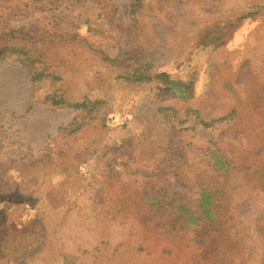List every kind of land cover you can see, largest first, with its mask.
<instances>
[{
    "label": "rangeland",
    "instance_id": "1",
    "mask_svg": "<svg viewBox=\"0 0 264 264\" xmlns=\"http://www.w3.org/2000/svg\"><path fill=\"white\" fill-rule=\"evenodd\" d=\"M12 31L63 80L0 62V264H264V0H0ZM142 66L152 82L96 86ZM55 89L89 109L46 104ZM53 153L67 173L31 172ZM215 154L230 168L216 226L174 224L218 187Z\"/></svg>",
    "mask_w": 264,
    "mask_h": 264
},
{
    "label": "trees",
    "instance_id": "2",
    "mask_svg": "<svg viewBox=\"0 0 264 264\" xmlns=\"http://www.w3.org/2000/svg\"><path fill=\"white\" fill-rule=\"evenodd\" d=\"M135 12L133 8L132 14ZM248 15L247 18H250ZM36 45L29 40L27 35H24L19 31H12L8 35L1 37L0 39V62H4L10 59H16L23 67L28 71L31 82L36 85L44 81H50V83L57 87L63 80L60 74L56 73V66L54 63L48 61L43 53L35 47ZM95 50H93L94 52ZM99 53V52H98ZM100 54V53H99ZM102 55V54H101ZM107 63H110L113 67L121 65L120 61L104 58ZM116 72H111L112 77L108 74V78H104L101 75L96 77V86L100 91L105 94L113 92V90L122 85L128 84L132 86H143L152 82L153 76L149 73L147 66L140 67V70L132 72L121 73V75L114 77ZM166 86L178 93L181 100L187 101L190 99V92H193L191 86L185 83H176L169 81ZM46 104H50L53 108L58 109H72L75 111H83L89 109V106L83 99H70L65 96L64 93H60V90H54L52 95H49L46 99ZM103 105V102L96 104L92 107L90 114H97L98 108ZM196 118L204 127H211V123H205L198 113ZM55 155V153H53ZM51 154L45 155L41 160L34 162L31 165V172H39L47 166L53 169H61L67 173L69 168L62 163H57L59 158L56 153V157ZM212 161L215 163L213 166L214 178L218 181V187H199L198 199L196 206H192L190 203L180 202L174 205V217L177 219L174 224L181 223L186 228L200 227L202 223H208L210 227H214L217 224L218 209L220 208L219 196L224 195V185H227V181L230 179V168L225 159L219 155H214ZM57 164V165H55ZM190 179H186L187 186L194 185L199 186L197 182L201 180L202 174L196 171H190ZM204 175V174H203ZM39 177V174H36ZM186 178V176H185ZM197 180V181H196ZM202 218V220L200 219ZM178 222V223H176Z\"/></svg>",
    "mask_w": 264,
    "mask_h": 264
}]
</instances>
